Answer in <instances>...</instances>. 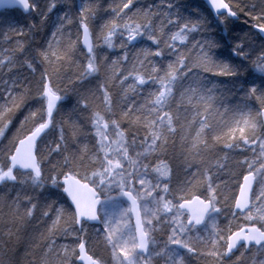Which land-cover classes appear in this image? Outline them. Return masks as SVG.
I'll return each mask as SVG.
<instances>
[{
  "label": "snow or ice",
  "instance_id": "obj_1",
  "mask_svg": "<svg viewBox=\"0 0 264 264\" xmlns=\"http://www.w3.org/2000/svg\"><path fill=\"white\" fill-rule=\"evenodd\" d=\"M0 7V264H264V0Z\"/></svg>",
  "mask_w": 264,
  "mask_h": 264
},
{
  "label": "trees",
  "instance_id": "obj_2",
  "mask_svg": "<svg viewBox=\"0 0 264 264\" xmlns=\"http://www.w3.org/2000/svg\"><path fill=\"white\" fill-rule=\"evenodd\" d=\"M190 2L193 4V6H196V5H199V4L202 3L201 0H190ZM18 16H19L18 10L7 11V12H5V13L0 15V17H12V18H15V17H18ZM223 54L225 56H227V54H228L227 49L224 50ZM220 79L227 81L228 78L221 77Z\"/></svg>",
  "mask_w": 264,
  "mask_h": 264
},
{
  "label": "water",
  "instance_id": "obj_3",
  "mask_svg": "<svg viewBox=\"0 0 264 264\" xmlns=\"http://www.w3.org/2000/svg\"><path fill=\"white\" fill-rule=\"evenodd\" d=\"M12 10H17V9L0 7V14L7 12V11H12Z\"/></svg>",
  "mask_w": 264,
  "mask_h": 264
},
{
  "label": "bare ground",
  "instance_id": "obj_4",
  "mask_svg": "<svg viewBox=\"0 0 264 264\" xmlns=\"http://www.w3.org/2000/svg\"><path fill=\"white\" fill-rule=\"evenodd\" d=\"M202 1V0H201Z\"/></svg>",
  "mask_w": 264,
  "mask_h": 264
}]
</instances>
